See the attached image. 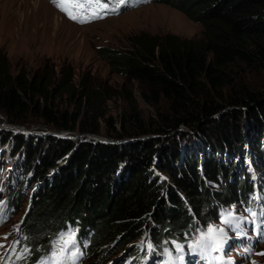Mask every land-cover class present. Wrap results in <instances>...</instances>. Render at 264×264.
Returning a JSON list of instances; mask_svg holds the SVG:
<instances>
[{"label":"trees","instance_id":"trees-1","mask_svg":"<svg viewBox=\"0 0 264 264\" xmlns=\"http://www.w3.org/2000/svg\"><path fill=\"white\" fill-rule=\"evenodd\" d=\"M150 2L201 24L202 37L139 32L123 47L98 48L112 73L146 85L142 96L149 104L166 102L148 122L125 87L131 114L116 128L119 121L101 110L112 94L98 82L83 76L76 83L66 66L57 78L48 69L13 73L0 52V125L83 134L0 133L11 154L20 150L23 157L15 164L4 212L16 215L31 193L28 220L8 254L12 264L40 263L53 251L52 240L69 229L82 239L86 257L97 256L99 264L141 239L152 245L146 256L134 261L139 249L133 247L123 262L167 264L164 257L171 256L178 264L175 245L188 251L200 231L221 220L225 205L241 203L250 215L256 207L261 214L262 199L252 203L257 190L264 197V86L250 89L244 80L246 74L264 78V0L139 4ZM58 97L69 101L65 107ZM28 116L46 127L30 124ZM102 121L109 126L106 137L118 142L90 137L99 134ZM251 169L259 181L251 180Z\"/></svg>","mask_w":264,"mask_h":264},{"label":"rangeland","instance_id":"rangeland-1","mask_svg":"<svg viewBox=\"0 0 264 264\" xmlns=\"http://www.w3.org/2000/svg\"><path fill=\"white\" fill-rule=\"evenodd\" d=\"M139 32H146L149 35L172 33L190 39L202 37V26L188 20L185 15L177 10L159 2L139 4L131 8L130 6L122 7L118 13L109 14L102 19L78 22L71 20L61 11L54 0H41L40 2L37 0H0V52L8 58L10 70L15 73L17 69L24 67L30 73H35L48 69L49 73L55 72V78H57L62 66H66L72 69L76 83L83 76L90 81L98 82L112 94V98L101 103V110L105 112L106 118L111 117L113 120L119 121L117 124L115 123L116 128H119L122 116L128 118L131 114L130 103L121 91L124 87L133 93L137 110L145 122L156 117L157 107L160 110L167 107L166 102L163 101L153 106L149 104L142 96L143 91L147 90L146 85L137 80L127 81L123 76L112 73L107 62L98 56L99 47H123L128 44L132 34ZM263 79L261 76L246 74L244 84L248 85L250 89H260L264 86ZM116 89L118 94L113 93ZM65 102L69 101L58 97V104L65 107ZM72 106L70 105V108ZM27 121L30 124H36V127L41 125L46 127V124L40 120L31 119L29 116ZM130 125V129H133L134 125L132 123ZM32 127L8 126L3 123L0 125V133L3 130L11 129L13 133L19 131L24 135H58L74 138L83 136L79 131H53L48 128L33 129ZM179 130L187 131L188 129L180 127ZM109 132V126L102 121L99 125V134H84L90 135L94 140L99 139L108 143L118 142L119 140L113 141L106 137ZM135 137L144 139L149 136ZM2 139L0 135V213L2 214L0 218V264H12L13 258L7 259L8 254L13 243H17L20 226L28 220V214L31 210V193L28 190L26 197L21 199L16 215L11 216L10 213L4 212V201L13 194L10 181L16 175L14 174L15 164L19 160L21 162L23 157L20 156V150L16 153L13 150V154H11L12 146L8 142H3ZM251 170L253 172L251 180L259 181L261 176L253 169ZM262 199L264 201V197ZM224 208V212L220 215L221 218L226 211H231L234 216L252 218V215L247 213L241 203L227 204ZM247 219L242 222L240 231L223 224L222 219L216 220L212 225L225 229L228 239L224 246L233 248L225 251V257L232 264H264V255H261L264 253V239L256 244L251 254L246 256L239 252L241 251L240 248H243L242 243L233 244L236 233L241 236V230L244 228L243 225ZM59 238L60 236L52 240L51 250H55ZM148 245L149 241H145V239L137 241L135 247L133 245L134 249H139V253L133 259L134 261L146 256ZM133 247L130 251L125 249L104 264H113V262L117 264L120 260L124 261L128 257L127 255L134 250ZM82 248V239L76 240L75 246L70 247L69 252L75 254L73 264H99L96 260L97 256L86 257ZM46 258L44 256L42 260ZM193 258L195 257H190L188 261L193 262ZM65 263L70 264L68 261Z\"/></svg>","mask_w":264,"mask_h":264},{"label":"snow or ice","instance_id":"snow-or-ice-1","mask_svg":"<svg viewBox=\"0 0 264 264\" xmlns=\"http://www.w3.org/2000/svg\"><path fill=\"white\" fill-rule=\"evenodd\" d=\"M57 7L63 11L71 20L78 22H88L94 19H102L109 14H115L128 3V0H54ZM257 197H254V199ZM251 212V210L249 209ZM253 219L256 216L255 212H251ZM261 215L264 216V208L261 210ZM247 217L234 216L231 211H226L222 216V223L231 228L240 231L241 224ZM264 223V221H262ZM6 238V237H5ZM228 237L224 228L209 225L206 230H202L188 244L190 253L198 254L201 260L211 264L216 261L217 264H232L230 260L223 261L219 256L212 257L211 253L221 252ZM15 243V242H14ZM174 243V242H173ZM76 244L75 230L69 229L62 234L56 242V248L51 252L50 256L40 261V264H63V262L74 258V253H70V247ZM152 248V245H148ZM177 252L180 254L176 257L179 264H184V245H175ZM25 251H27L25 249ZM264 255V253H261ZM169 256V262L171 261Z\"/></svg>","mask_w":264,"mask_h":264},{"label":"bare ground","instance_id":"bare-ground-1","mask_svg":"<svg viewBox=\"0 0 264 264\" xmlns=\"http://www.w3.org/2000/svg\"><path fill=\"white\" fill-rule=\"evenodd\" d=\"M37 1H39V2H40L41 0H37Z\"/></svg>","mask_w":264,"mask_h":264}]
</instances>
